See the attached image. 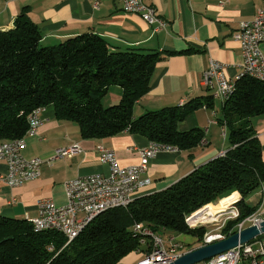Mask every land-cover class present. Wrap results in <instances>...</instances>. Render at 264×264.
<instances>
[{"label":"trees","instance_id":"obj_1","mask_svg":"<svg viewBox=\"0 0 264 264\" xmlns=\"http://www.w3.org/2000/svg\"><path fill=\"white\" fill-rule=\"evenodd\" d=\"M41 39L28 7L16 16L12 28L0 29V141L23 137L29 128L28 115L50 104L59 119L76 121L84 137L102 138L128 130L183 150L205 138L202 128L180 130L179 124L204 105L212 109V95L134 116L136 102L151 90L157 63L190 49L164 54L143 48L124 50L94 32L51 46H43ZM112 85L122 88V97L105 106L103 98ZM236 85L218 118L229 143L224 155L165 190L102 212L66 246L67 237L60 232H36L26 218L0 215V264H118L138 249L150 251L133 232L137 222L156 232L190 233L200 243L207 228L191 227L187 215L198 210L191 219L206 215L213 206L206 205L238 191L239 216L223 228L227 236L236 233L238 223L258 211L259 205H251L248 197L264 183L262 147L251 124L253 116L264 112V80L243 75Z\"/></svg>","mask_w":264,"mask_h":264},{"label":"crops","instance_id":"obj_2","mask_svg":"<svg viewBox=\"0 0 264 264\" xmlns=\"http://www.w3.org/2000/svg\"><path fill=\"white\" fill-rule=\"evenodd\" d=\"M150 2L167 22L165 30L155 31L153 25L139 14L126 12L121 0H0V29L12 28L16 16L28 7L31 18L40 28L43 46L56 45L84 32H94L124 50L143 48L164 54L165 51L190 49L188 53L166 56L157 63L151 90L134 106L135 117L148 110L181 105L193 98L212 95L203 83V74L211 59L226 64L230 79H239L244 59L233 34L240 21L253 19L257 9L264 8V0ZM262 48L264 50V43ZM105 97L109 105L119 102L122 88L112 85ZM222 105L220 100L214 99L212 109L200 107L188 114L179 124V129L200 127L205 131V138L193 148L164 151L151 158L146 176L152 182L137 192V198L167 189L229 149L226 128L218 122ZM213 110L217 112V122L210 124ZM41 116L43 122L37 133L24 137L22 153L25 157L47 160L58 149L74 143H78L81 150L72 156L56 159L52 165L44 163L39 177L22 186L0 184V215L33 218L38 215V202L42 198H51L58 205L67 204L66 181L95 173H110L109 164L100 160V145L114 150L122 165H132L140 160L138 148L151 142L146 136L128 130L102 138L84 137L76 121L56 116L53 104L45 106ZM251 124L256 130L264 159V112L253 116ZM7 169V162L0 159V174L6 173ZM240 197L236 191L217 204L206 206L213 205L218 209L224 203L238 201ZM248 201L251 205H259L258 211L264 218V183L248 197ZM177 235L179 238L182 236ZM140 257V253L134 251L120 263L136 264Z\"/></svg>","mask_w":264,"mask_h":264},{"label":"built area","instance_id":"obj_3","mask_svg":"<svg viewBox=\"0 0 264 264\" xmlns=\"http://www.w3.org/2000/svg\"><path fill=\"white\" fill-rule=\"evenodd\" d=\"M121 1L126 12L139 14L147 23L153 25L155 31L166 29L167 22L150 0ZM233 37L242 49L244 61L241 76L249 75L264 80V50L262 48L264 8L257 9L253 19L240 21ZM203 83L212 92L213 98L220 100L223 104L230 99L237 88L236 81L227 75L226 64L216 59H211L208 68L204 71ZM203 107L209 108L207 105ZM44 108H36L28 115L29 128L23 137L0 141V159L5 160L8 166L7 172L0 174V184L4 183L11 187L22 186L39 177L44 163L52 165L56 159L72 156L81 150L80 145L74 143L66 148L58 149L55 155L47 160L41 157L27 158L23 155L24 137L37 133L43 122L41 113ZM216 116L217 112L213 110L210 124L217 122ZM177 150H179L177 146L151 141L148 146L138 148L140 160L137 164L122 165L114 150L100 145L98 146L100 160L109 164L110 173L108 175L95 173L66 181L67 204L58 205L51 198H42L38 202V215L27 219L36 232L54 230L62 233L67 237L64 245L66 246L102 212L111 208L129 206L137 198V192L152 182L151 178L146 176L150 159L160 152ZM224 154L225 152L222 153ZM235 202L229 205V207L232 206L231 210L217 221V232L211 233L207 230L200 246L227 237L223 228L228 220L239 216ZM263 219L257 211L238 223L237 232L254 224L260 226ZM187 221L191 227L205 224L199 220L194 222V219H187ZM133 232L140 237L142 247L150 248L148 252L142 249L137 250L141 257L136 264H168L187 252L186 245L179 240L178 235L166 229L156 232L145 222H137L133 225ZM258 237L196 264H239L241 261L247 264H264V237Z\"/></svg>","mask_w":264,"mask_h":264},{"label":"water","instance_id":"obj_4","mask_svg":"<svg viewBox=\"0 0 264 264\" xmlns=\"http://www.w3.org/2000/svg\"><path fill=\"white\" fill-rule=\"evenodd\" d=\"M264 233V219L260 226L254 224L226 238L188 250L175 261L168 264H196L232 249L239 244L247 243Z\"/></svg>","mask_w":264,"mask_h":264},{"label":"rangeland","instance_id":"obj_5","mask_svg":"<svg viewBox=\"0 0 264 264\" xmlns=\"http://www.w3.org/2000/svg\"><path fill=\"white\" fill-rule=\"evenodd\" d=\"M109 101H108V98L107 97H105L104 98V100H103V104H105V106H109V103H108ZM236 192V191H235ZM234 193V192H233ZM232 193V194H233ZM231 195V194H230ZM230 195H228V196H230ZM228 196H226V197H228ZM241 196V195H240ZM225 198V197H224ZM221 199H223V198H221ZM221 199H219V200H217L216 202H213L214 204H217ZM225 204H222V207L224 206ZM231 207L232 206H230L229 207V209L228 210H231ZM215 209V207L213 206V209L212 210H214ZM203 210V209H202ZM199 212V210L198 211H196V212H194V213H192V214H189V215H187V217H186V219H188V220H190L191 218H193L197 213ZM201 213V212H200ZM221 217H224V216H220L217 220H213V221H206L205 222V224H202L203 226H205L206 228H207V230L208 231H210L211 233H215V232H217V228H218V222L217 221H219V219H221ZM202 225H199V226H202ZM204 237V236H203ZM179 238V237H178ZM179 240L180 241H182L185 245H186V248H187V251L188 250H190V249H193V248H196V247H198V246H200V243H199V239L196 237V236H194V235H192V234H190V233H183L182 234V236L179 238ZM239 264H245V262L244 261H241ZM247 264V263H246Z\"/></svg>","mask_w":264,"mask_h":264},{"label":"bare ground","instance_id":"obj_6","mask_svg":"<svg viewBox=\"0 0 264 264\" xmlns=\"http://www.w3.org/2000/svg\"><path fill=\"white\" fill-rule=\"evenodd\" d=\"M233 202H229V203H224L225 205L221 208H215L214 210L210 211L208 214L203 215L200 217V214L196 217V219L194 220V222H196L197 220L201 221V222H206V221H213V220H217L220 216H222L223 214H225L226 212H229V205L232 204Z\"/></svg>","mask_w":264,"mask_h":264}]
</instances>
